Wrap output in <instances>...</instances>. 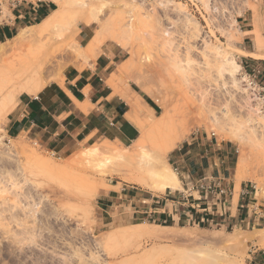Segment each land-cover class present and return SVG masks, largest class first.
Here are the masks:
<instances>
[{"label": "rangeland", "instance_id": "1", "mask_svg": "<svg viewBox=\"0 0 264 264\" xmlns=\"http://www.w3.org/2000/svg\"><path fill=\"white\" fill-rule=\"evenodd\" d=\"M52 1L0 0V26L16 21L14 34L24 28L28 34L24 42L14 35L0 43V264H264V215L249 226L167 222L133 218L126 210L111 218L103 205L111 184L137 196L161 195L164 190L129 181L122 171L156 180V157L169 140L184 135L177 148L209 133L237 147L233 177L256 187L254 201L264 214V109L258 99L259 91L264 97V0H102L108 8L88 23L96 49L121 45L133 69L131 84L158 108L145 135L141 131L129 145L102 139L64 154L11 137L7 126L25 85L13 81L15 68L45 62L32 83L43 87L81 60L77 33L91 16L69 1L61 20L41 24L44 17L33 7ZM163 109L171 122L158 127ZM173 150L161 165L178 176ZM96 152L99 165L92 164ZM102 157L121 171L105 166ZM141 160L147 164L142 172ZM176 188L184 191L182 181Z\"/></svg>", "mask_w": 264, "mask_h": 264}, {"label": "crops", "instance_id": "2", "mask_svg": "<svg viewBox=\"0 0 264 264\" xmlns=\"http://www.w3.org/2000/svg\"><path fill=\"white\" fill-rule=\"evenodd\" d=\"M55 4H36L34 13L45 18ZM16 26V21L0 26V43L15 35ZM92 31L89 24L79 28L77 40L82 52L95 35ZM84 40L87 42L82 43ZM93 53L80 56L79 63L69 66L39 91L22 92L8 113L9 136H24L59 154L84 142L108 139L129 145L138 140L156 109L131 84L129 56L114 43H102ZM172 157L180 169L177 174L183 186V176L191 180L208 176L220 180L230 193L200 199V193L194 192L187 198L183 190L167 187L161 195L145 191L137 196L128 187L117 189L111 184L103 194V205L111 208L109 216L122 217L126 210L133 218L167 222L183 218L189 222L249 226L264 215L254 201L251 186L233 177L239 155L232 141L212 138L209 133L195 135L175 148Z\"/></svg>", "mask_w": 264, "mask_h": 264}, {"label": "bare ground", "instance_id": "3", "mask_svg": "<svg viewBox=\"0 0 264 264\" xmlns=\"http://www.w3.org/2000/svg\"><path fill=\"white\" fill-rule=\"evenodd\" d=\"M56 4H57V8H55L48 16H46L44 19H43V23H41V24H46V25H49V24H52V23H56V22H58L59 20H61V17L63 16V14L65 13V9H66V3L67 2H69V1H71V2H74V4L75 5H79V7L81 6V7H83L84 9H85V11H87L88 13H89V15L91 16L90 18L91 19H89L86 23L88 24L89 22H91L94 18H97L98 17V15H99V13H101V12H104V10L106 9V8H108V6H109V3H108V6H107V2H105V1H102V0H98V1H87V0H53ZM70 4V3H69ZM112 5V4H111ZM93 18V19H92ZM257 34L259 35V33L257 32ZM27 30H26V28H24L23 30H21L20 32H18V34H16L15 35V39L16 40H19L20 42L22 41V42H24L25 41V39L27 38ZM97 44L94 42V41H92V42H90V44L88 45V47H87V50L85 51V52H82L81 54H80V52H79V55L80 56H83V57H85V55L87 56V54H94L93 52L95 51V49L97 48V46H96ZM100 46V45H99ZM178 49V48H177ZM190 51V50H189ZM185 53V52H184ZM174 54V53H173ZM176 54V53H175ZM186 54H187V52H186ZM189 54V53H188ZM207 54V53H206ZM79 56V57H80ZM172 56V55H171ZM182 56H184V55H182ZM89 57V56H88ZM195 57V56H194ZM82 58V57H81ZM188 58V61H190L191 59H190V57L188 56L187 57ZM216 58V57H215ZM180 59H182V58H180ZM184 59V58H183ZM193 60V59H192ZM219 60V59H218ZM176 61V60H175ZM182 61V60H181ZM186 61V60H185ZM184 61V62H185ZM45 63V62H44ZM44 63H41V64H38V62H35V63H31V64H29V65H25V66H23V67H21V68H15V72H13L12 74H13V81H23L24 82V84L25 85H23V87H22V89L21 90H23L24 92H29V93H35V92H37V90H40V88H42V87H40V86H37V87H33L32 86V83H34L35 82V80L40 76V74H42L41 73V71L44 69ZM172 63H173V61H172ZM182 63V62H181ZM188 63V62H187ZM193 63H194V61H193ZM196 63H198V62H196ZM217 63V62H216ZM185 64V63H184ZM189 64V63H188ZM199 64V63H198ZM175 65V64H174ZM174 65H173V67H174ZM195 66V65H194ZM17 67V66H16ZM179 68V67H178ZM177 68V69H178ZM188 68H189V66H188ZM193 68V67H192ZM197 69V68H196ZM220 69V68H219ZM185 70V69H184ZM188 70V69H187ZM194 70V69H193ZM222 70V69H221ZM44 71V70H43ZM220 71V70H219ZM190 72V71H189ZM195 72V71H194ZM182 73H183V71H182ZM193 73V72H192ZM43 78V77H42ZM186 80H187V77H186ZM188 81V80H187ZM123 94V93H122ZM7 95V94H6ZM8 95H10V94H8ZM18 95V94H17ZM7 98H8V96H7ZM127 99V98H126ZM6 106V105H5ZM133 106V105H132ZM137 112H138V110H137ZM186 112H188V111H186ZM149 117V116H148ZM152 119L150 118V121H151ZM156 126H158V127H162V126H166V125H168L169 124V122H171V116H170V114H169V112H168V110L167 109H163V113H161V115L160 116H158L156 119ZM186 121V120H185ZM147 122H148V120H147ZM151 122H153V121H151ZM149 123V122H148ZM186 125V124H185ZM141 126H143V124L142 125H140V127ZM187 126V125H186ZM145 130V129H144ZM143 134H144V132H143ZM145 135V134H144ZM143 135V136H144ZM180 136H178L177 137V139H175V138H171L172 140H169L170 142H167L166 144H165V146L163 147V150H162V148H161V150H160V152H159V156L158 157H156V158H159V162H157L156 161V159H155V161L157 162V171H155L156 173L154 174V176H155V178H156V180H150V179H148L146 176H144L145 174L143 173V174H141L140 172H135V171H131V173H127V172H124V171H127L126 169L124 170V171H122L123 173H126V174H124V178L125 179H127V180H129V181H132V182H135V183H137V184H139V185H141V186H144V187H147V188H153V187H158L159 188V190L161 191V190H165L167 187H171V188H175V187H177V186H179V184H180V179H179V177L173 172V171H169V172H167V170H164V168H163V166L161 165L162 164V161H163V159H164V157H165V155L167 154V153H169L171 150H173L182 140H183V137H184V135H183V137L182 138H179ZM118 143V142H117ZM143 145H144V143H143ZM140 146H141V144H140ZM103 148H104V146H103ZM138 148V147H137ZM140 149V148H139ZM100 152H102V151H100ZM105 153V152H104ZM103 152L101 153V154H104ZM98 154H100V153H98V152H96V155H95V158H96V160L94 159V158H92L93 157V155L92 156H90L91 158H92V161H93V159H94V162H92V164L94 163L95 165H97L98 164V161L99 160H97V159H99L100 157L98 156ZM78 157V156H77ZM108 158H110L112 161H113V158L112 157H110V155H108L107 156ZM103 159H100V161L102 160L103 161V164H105V166L107 165V164H109V166H111V167H113V168H115V167H117V166H115V164H113V162H112V165H110V163H109V161H111L110 159H108V158H106L105 160L106 161H104V157H102ZM154 158V157H153ZM2 161V160H1ZM97 161V162H96ZM151 162V161H150ZM52 163V162H51ZM90 163V162H89ZM140 164L138 165L139 166V170L142 172V171H144L145 170V168H146V166H147V164L145 165V162L143 163L142 162V160L139 162ZM2 164V163H1ZM53 165V164H52ZM95 165H93V166H95ZM99 165V164H98ZM136 165H137V163H136ZM162 167H161V166ZM91 166V165H90ZM101 166H102V164H101ZM104 166V167H105ZM108 166V165H107ZM97 167H99V166H97ZM110 167V168H111ZM121 167V166H120ZM19 168V167H18ZM17 168V169H18ZM91 168H93V167H91ZM95 168H96V166H95ZM109 168V167H108ZM112 168V169H113ZM118 168V167H117ZM98 169V168H97ZM102 169V168H101ZM116 169V168H115ZM154 169V168H153ZM99 170V169H98ZM103 170V169H102ZM117 170H120L119 168L117 169ZM121 171V170H120ZM97 172V171H96ZM108 172V171H107ZM0 173H2V172H0ZM3 175V174H2ZM103 175H104V173H103ZM0 177H1V175H0ZM102 178V177H101ZM155 178H153V179H155ZM2 178L0 179V181H1V183H2ZM104 188V187H103ZM102 190V189H101ZM100 190V191H101ZM106 190V189H105ZM156 190V189H155ZM99 191V190H98ZM29 193V192H28ZM65 196V195H64ZM61 197V196H60ZM15 214V213H14Z\"/></svg>", "mask_w": 264, "mask_h": 264}, {"label": "built area", "instance_id": "4", "mask_svg": "<svg viewBox=\"0 0 264 264\" xmlns=\"http://www.w3.org/2000/svg\"><path fill=\"white\" fill-rule=\"evenodd\" d=\"M258 99L260 100V108L264 109V97H262L261 92L258 93ZM174 169L177 173H180V169L178 166H174ZM184 182V191L183 195L187 198L193 196L194 192H198L201 195L200 199H207L210 196L219 195H227L230 191L226 187H222L220 184V180L213 179L208 176H204L198 180L187 179L183 176ZM256 187L251 185L250 190L253 191ZM149 219H152L149 218ZM262 253L264 254V249H262Z\"/></svg>", "mask_w": 264, "mask_h": 264}, {"label": "trees", "instance_id": "5", "mask_svg": "<svg viewBox=\"0 0 264 264\" xmlns=\"http://www.w3.org/2000/svg\"><path fill=\"white\" fill-rule=\"evenodd\" d=\"M44 16H47V13H45V15ZM41 20H39L38 21V23L40 22ZM134 88L136 89V90H138L139 92H140V90L136 87V86H134ZM141 93V92H140ZM143 96H144V98L154 107V108H158V106L156 105V103L149 97V96H147V95H144V94H142Z\"/></svg>", "mask_w": 264, "mask_h": 264}]
</instances>
